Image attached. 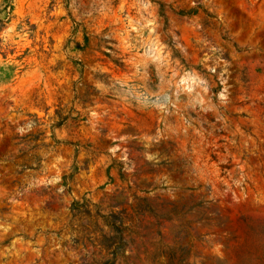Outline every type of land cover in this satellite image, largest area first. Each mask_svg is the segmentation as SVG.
<instances>
[{"label": "rangeland", "instance_id": "obj_1", "mask_svg": "<svg viewBox=\"0 0 264 264\" xmlns=\"http://www.w3.org/2000/svg\"><path fill=\"white\" fill-rule=\"evenodd\" d=\"M0 264H264V0H0Z\"/></svg>", "mask_w": 264, "mask_h": 264}, {"label": "trees", "instance_id": "obj_2", "mask_svg": "<svg viewBox=\"0 0 264 264\" xmlns=\"http://www.w3.org/2000/svg\"><path fill=\"white\" fill-rule=\"evenodd\" d=\"M112 228H113V232H114V237H113L115 240L114 243H116L114 251H116L122 245V236L119 234L120 233V227L118 225H116L114 223Z\"/></svg>", "mask_w": 264, "mask_h": 264}]
</instances>
